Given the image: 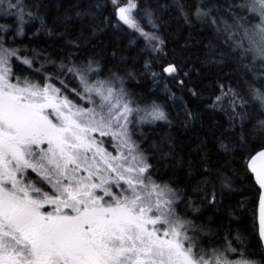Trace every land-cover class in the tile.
I'll use <instances>...</instances> for the list:
<instances>
[{"label":"snow or ice","instance_id":"6c2138e0","mask_svg":"<svg viewBox=\"0 0 264 264\" xmlns=\"http://www.w3.org/2000/svg\"><path fill=\"white\" fill-rule=\"evenodd\" d=\"M44 7L0 0V264H264V0H86L78 28ZM173 14L195 63L165 51ZM108 29L143 41L147 94L98 58Z\"/></svg>","mask_w":264,"mask_h":264},{"label":"trees","instance_id":"16d2710c","mask_svg":"<svg viewBox=\"0 0 264 264\" xmlns=\"http://www.w3.org/2000/svg\"><path fill=\"white\" fill-rule=\"evenodd\" d=\"M45 7L41 9L42 14L46 17L49 22V26L52 25V22L57 19H63L65 16H71L73 19L70 23H74L77 28L81 24V20L75 16V12L77 11L76 6L79 4L86 3V0H42ZM155 2V0H153ZM38 26L39 22H35ZM86 23V20H85ZM201 29L196 26H189L183 23L175 14L169 16H164V23L162 24L161 37L165 40V51L170 55L175 54L177 58L183 55L185 58L191 57L192 61L195 63L197 56V49L202 47L199 43L203 41L207 43V40L204 35L201 34ZM30 34V33H29ZM93 43L95 44L94 51L99 53L102 62L104 57H107L109 61V68L113 70H118L123 74L125 71H132L135 73V79L128 80V87L131 91H135L139 94H147L149 90H151L154 85L151 83V78H145L141 72H138L137 69L142 65L143 60L147 59L148 56L145 53L140 52V48L143 47V41H138L137 45H129V36L127 34L114 35L111 29H108L104 32H98L95 37H93ZM188 45V50L182 52L185 45ZM91 49V45H88ZM117 51V57H112V51ZM89 54H92L90 51ZM155 70L157 72L160 71L159 67H156ZM176 91V89H173ZM177 100L176 105L183 103H188L190 107L193 108L194 111H197L200 114V117L205 122L215 123L216 120L219 119L218 116L213 117L207 110H202L198 107L200 104L199 101H195L190 98L186 93H182L180 91H176ZM180 97H183V101H181ZM172 104V101L168 102ZM180 111L179 107H173L171 110V115L174 118L176 112ZM199 124L200 119L196 122L195 131L199 132ZM171 131L173 135L179 137L180 143H186L189 137H193V129H179L177 132L174 129H168L165 127L163 132ZM163 134V133H159ZM238 199H242V197H238ZM243 219V217H241ZM225 225H228V221H224ZM231 227L235 230L240 228L243 230L246 225L232 223Z\"/></svg>","mask_w":264,"mask_h":264}]
</instances>
